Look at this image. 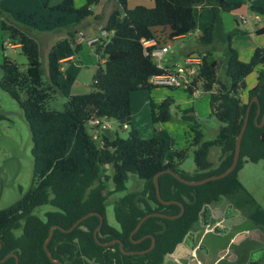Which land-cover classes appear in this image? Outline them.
Masks as SVG:
<instances>
[{
	"label": "trees",
	"instance_id": "trees-1",
	"mask_svg": "<svg viewBox=\"0 0 264 264\" xmlns=\"http://www.w3.org/2000/svg\"><path fill=\"white\" fill-rule=\"evenodd\" d=\"M98 1L85 0L79 8L74 7V0H61L52 6L45 3L52 10L75 14V23L70 25L73 28L65 36L67 41L53 43L47 52L46 80L42 79L40 41L31 33L36 26L34 14H23V19L29 20L17 22L11 18L12 9L0 8L1 29L8 31L12 44L19 45L28 64L23 72L15 62L5 57L0 65L3 70L0 88L17 101L22 111L32 139L33 159L30 188L15 203L0 209V264H15L12 255L1 261L9 253L17 254L18 264H57L49 259L43 247L49 227L58 224L68 228L80 216L91 211L103 217L97 231L100 242L116 238L124 250H145L153 236L154 247L142 254H124L117 242L99 244L94 238V229L100 219L92 214L72 231L53 229L47 244L53 258L63 264H162L166 255L171 254L191 231L203 207L220 198H225L234 210L243 215L247 222L243 229L257 224L252 214L258 208V202L242 184L238 172L245 162L264 161V122L258 125L264 113V48L256 47L250 58L242 61L231 46L232 36L242 31L225 32L221 12L236 10L240 3L232 0H154L152 7L137 5L128 8L127 0H115L116 8L101 28L110 33L109 37L101 38L100 42L91 46L103 63L98 64L93 75V90L69 95L63 111L48 109L47 100L60 90L61 59L75 55L81 48V41L76 40L80 33L74 26L92 14L91 6ZM198 4L211 5L213 10L210 24L198 36L199 43L209 46L226 41L225 73L228 85L220 83L218 62L210 59L213 54L209 50L198 54L202 63L199 78L195 79L208 93L210 113L220 126L213 139L204 140L201 124L193 110L184 109L181 117L188 122L186 136L189 140L186 146L173 149L165 161V153L170 149L167 140L156 134L141 138L133 127L130 95L135 90L157 87L149 85V77L168 67H160L150 52L193 31L196 27L194 6ZM250 7L263 13L260 6ZM101 29L96 35L99 36ZM259 31H264V28ZM149 39H153L154 43L145 46L144 41ZM253 71H256V84L247 90V100L244 101L245 78ZM20 92L25 94L23 100L20 99ZM185 92L191 96L193 89H185ZM254 96L258 103L253 101L250 106L235 169L222 178L199 185L185 184L167 172L160 174L157 181L161 197L181 202L184 211L174 219L150 216L130 235L139 219L147 213L176 215L180 211L178 204H163L158 200L153 183L157 172L170 168L186 179L199 180L219 174L230 165L236 137ZM173 103L171 97L158 103L151 102L152 122L169 121ZM258 105L260 112L257 114ZM6 117V111L0 106V121ZM91 118H112L123 127L129 126L130 130L126 138L103 137L98 145L85 130ZM71 134L88 153L84 167L67 155ZM213 147L220 150L217 163L208 159ZM190 149L195 163L191 172L181 168ZM106 166L113 169V189L108 194L124 192L129 174H136L143 180L140 191L125 192L113 202L118 228L108 224L105 216L108 197L105 190L109 178L105 173ZM44 204L51 205L53 209L41 218L35 214V209ZM260 252L264 254V248Z\"/></svg>",
	"mask_w": 264,
	"mask_h": 264
},
{
	"label": "rangeland",
	"instance_id": "rangeland-1",
	"mask_svg": "<svg viewBox=\"0 0 264 264\" xmlns=\"http://www.w3.org/2000/svg\"><path fill=\"white\" fill-rule=\"evenodd\" d=\"M61 0H0V8L5 9L1 5H8L12 9L11 18L17 22H24L23 14H34L33 21L36 24L31 29V33L35 35L40 41L41 45V63H42V79H47V52L51 45L56 42L67 41L66 33L70 28L66 23L75 22V14H64L57 10H52L49 6L56 5ZM104 1V0H103ZM135 1L145 2L146 0H127L130 4ZM245 3L246 0H240ZM109 2V1H108ZM85 0H74V7L79 8L83 6ZM110 3V2H109ZM96 5V4H95ZM92 5L91 7H93ZM101 9V5L93 7V13L96 15ZM122 13V12H121ZM1 22V16H0ZM99 19H91L89 23L84 25L89 28L94 24V28H97ZM61 23L64 27H58ZM92 28V27H90ZM195 30L191 31L183 39L172 41L170 46V52L165 56L171 60H177L183 63V52L180 47L185 42V49L200 48L195 50L198 55L200 53L207 52L208 50L213 54L210 59L217 60L218 62V77L220 83L225 86L228 85L229 79L225 73V52L226 41L215 42L205 48L199 43L198 38L195 35ZM201 33V31H200ZM84 37L79 36L81 42L84 41ZM88 47H91L83 42ZM85 47L84 48H88ZM92 48V47H91ZM88 51H84L86 55ZM90 56L93 57V63L81 62L80 55L75 58L77 60L73 62L62 63V75L60 77V90L46 102V108L51 110L63 111L65 109V103L67 97L71 94H85L93 90L92 78L98 64L103 65L102 61L96 56L93 49L90 51ZM10 59L15 62L21 71L25 72L27 69V60L25 55L21 52L20 47H14L10 41L9 33L6 30L1 29L0 25V65L3 63L4 58ZM79 59V60H78ZM163 62V60H162ZM256 71L248 75L246 84L248 87L255 83ZM3 70L0 67V79L2 78ZM200 85V84H199ZM166 97H171L174 100L171 106L172 118L164 123H153L150 116V103H158ZM25 94L20 92V99H24ZM147 102L144 104V100ZM131 110H132V125L138 131L141 138H149L153 134L164 137L170 147L181 148L186 146L189 138H186V132L188 131V122L183 120L181 115L184 109L193 110V114L201 124V129L204 133V140L213 139L220 126V122L210 113L209 107V95L206 93L201 85L198 87V91L194 92L191 96H188L184 89H169L166 87H155L150 90L141 89L131 92ZM0 106L1 109L6 111L7 117L0 121V209L6 208L15 203L22 195H24L31 186L32 183V170L33 159L31 155L32 139L29 131V127L24 120L23 114L19 105L15 99L10 97L6 92L0 88ZM103 123L105 127H94L89 122L85 125L86 131L89 132L92 140L95 144H100L103 137L110 139L116 136L120 138H126L130 130L129 126H121L115 119H104ZM92 131V133H91ZM95 136V138H94ZM219 148L213 147L208 154V159L217 163ZM172 152L171 148L165 153V156ZM67 155L73 157L80 167H84L87 163L88 153L80 145L76 137L71 134L68 139ZM181 168L186 171H193L195 163L193 160V151L189 150L188 156L181 164ZM240 181L254 196H259L262 200L261 212L264 215V161L259 162H245L240 171ZM106 175L109 176L106 181L105 194L108 195L106 202L105 216L107 223L116 228L119 224L116 222L113 213V202L128 191H140L143 187V180L136 174H129L125 183L126 190L124 192H113L108 194L113 189L111 166H106ZM239 176V175H238ZM219 205H224L226 200L220 198ZM53 207L49 204H44L36 207L35 214L43 218L45 212L52 210ZM199 223H201L199 221ZM199 223H195V229L199 226ZM243 225L246 221L242 222ZM242 228L241 224H237L232 227L231 235ZM203 245L206 251L210 255L218 253L219 246L223 243L224 238L219 236L218 233L212 231L204 232ZM238 246H244L247 244V238L240 239L237 243ZM235 247V246H234ZM215 258V257H214ZM212 258V260L214 259ZM211 260V261H212ZM186 262V261H185ZM162 264H175V261L166 256ZM178 264V263H176Z\"/></svg>",
	"mask_w": 264,
	"mask_h": 264
},
{
	"label": "crops",
	"instance_id": "crops-1",
	"mask_svg": "<svg viewBox=\"0 0 264 264\" xmlns=\"http://www.w3.org/2000/svg\"><path fill=\"white\" fill-rule=\"evenodd\" d=\"M232 1L239 2L240 7L237 8L236 10H233L230 12H221L222 26H223V29L225 32H229L231 30L242 31V32H238L232 36L231 46L234 49H236L238 56L242 61H247L250 58V56L252 55V52L256 47L264 48V31H261V32L259 31L260 29L264 28V0H246L245 3H242L240 0H232ZM153 4H154V0H146V3L135 1L132 4L127 2V7L133 8L137 5H144L146 7H152ZM1 5L3 7L6 6V8H9V7H7L8 5H3L2 3H1ZM100 5H101V9L99 10V12L96 15H94L93 7L98 8ZM251 5L262 7L263 13H259L255 10H252L250 7ZM93 7H91L92 14L89 15L88 17L82 19L79 23H77L74 26L76 28V31H78V33H80V35L82 37H84L85 39L96 36L99 29H101L105 25L109 14L112 12V10L114 8H116V3H115V0H104V1L99 0L98 3L96 5L94 4ZM194 15H195V20H196V27L194 30L196 31L195 35L198 38V36L200 35V31L202 32V30L205 27H207L212 20V17H213L212 6L211 5H204V4L195 5L194 6ZM95 16L97 19L100 20V22H98V24H97V28H94V24L92 26H89V28H87L84 24L89 23L91 21V19L94 18ZM243 19H245V22L243 21ZM74 23H72V22L66 23L65 22L64 26H66V25L70 26ZM58 27H62L61 23H59ZM90 27H92V28H90ZM159 31L160 30L158 29V32ZM164 32H167V30H165ZM186 35H183V36H180V37L174 39L173 42L175 40L185 38ZM162 37H163V35H162ZM76 40L79 41V36L76 37ZM83 42H85V40ZM83 42H81V48L76 53V57H78L80 55L81 62L93 63L92 62L93 57L90 56V51H92V48L86 46L85 44H82ZM171 42L172 41L167 42L166 45L169 46V50L164 53L163 59H162L163 60L162 66L168 67V69H172L174 66L181 64V62H179L177 60H171L170 58L165 57L170 52ZM12 45L14 47H19L18 44H12ZM185 45H186V43L184 42L183 45L180 47V50H182V52H183L182 58H185L189 55H193L194 53H196L195 50H200V48H201V47L200 48L199 47L198 48L189 47V49H185ZM84 46L88 47V48H84ZM202 47L205 48L207 46L202 45ZM84 51H88V53L85 55ZM74 58H75L74 54L68 55L67 57L61 59V63L73 62V61H75ZM256 70H257V68H256ZM255 76H256V73H255ZM247 77H248V75L245 78V82H246ZM255 84H256V81H255V83H252V85L250 87H248L246 84V88L242 92V98L244 101L247 100V90L250 89L251 87H253ZM199 86L200 85L198 84L197 88L195 90H193V94H194V92L198 91ZM176 89H180V88H176ZM184 91H185V89H184ZM130 100H131V95H130ZM145 102H147V99L144 100V104H145ZM130 103H131V101H130ZM149 107H150V105H149ZM162 123H164V122H162ZM85 130H86V128H85ZM87 133L89 134V132H87ZM91 133H92V131H91ZM186 138H187V136H186ZM100 144H101V142H100ZM170 148H171V150L175 149L173 147H170ZM169 156H170V154L167 156H164V160L167 161ZM241 169L238 172V175H239L238 177H240ZM253 197L258 202V208L252 214V218L254 219V221H256L257 224L256 225H249L248 229L249 230L250 229L258 230L260 233L259 237L262 238V240L264 241V215L262 214V212L260 210L262 200L260 199L259 196H256V195H254ZM242 229H243V227L240 230H242ZM166 256L171 257L175 261V264L178 263V261L182 262V258L177 259V256H174L173 254L166 255ZM256 264H264V255L259 261L256 262Z\"/></svg>",
	"mask_w": 264,
	"mask_h": 264
},
{
	"label": "flooded vegetation",
	"instance_id": "flooded-vegetation-1",
	"mask_svg": "<svg viewBox=\"0 0 264 264\" xmlns=\"http://www.w3.org/2000/svg\"><path fill=\"white\" fill-rule=\"evenodd\" d=\"M217 201L205 205L207 211L202 216V209L200 217L197 220L198 223L199 221L201 223H199V226L196 229V226L194 227V224L191 231L183 239L182 242H184L186 245H189L191 241L194 242L196 248H194V250L190 255H188V257L177 256V259L182 258V262L178 261V264H191L193 258L197 260L198 264H256V262L263 257L264 254L260 251H262V249L264 248V241L259 236H255L253 238H250L248 236L245 237L247 238V244H245L244 246H238L233 242V238L239 232L245 230L247 231L249 229L238 230L233 235H231L232 227L237 225L238 223L243 226L242 222L245 221V219H242L240 222L230 225V221L234 220L236 216H239L241 214L238 211L234 210L232 205L227 200L224 205H219ZM206 231L218 233L219 236L224 238L223 243L221 244V246H219L218 253L214 255H210L203 245L204 242L202 236ZM191 233H193V237L190 235ZM171 254H173V252ZM212 258L214 259L212 260Z\"/></svg>",
	"mask_w": 264,
	"mask_h": 264
},
{
	"label": "water",
	"instance_id": "water-1",
	"mask_svg": "<svg viewBox=\"0 0 264 264\" xmlns=\"http://www.w3.org/2000/svg\"><path fill=\"white\" fill-rule=\"evenodd\" d=\"M255 101L256 103H258V99L256 96L253 97V99L249 102L248 104V107H247V111H246V116H245V119L243 121V124L240 128V131L236 137V141H235V149H234V154H233V158H232V161L230 163V165L221 173L219 174H214V175H210V176H207L205 178H202V179H199V180H190V179H186L182 176H180L177 172H175L174 170L170 169V168H166V169H163L159 172H157L154 177H153V183H154V186H155V191H156V196L158 198V200L163 203V204H170V203H176L180 206V211L179 213H177L176 215H168V214H165L163 212H150V213H147L145 214L144 216H142L139 221L137 222L136 226L134 227V229L132 230L131 234L132 235L133 233H135L139 227L141 226V224L143 223V221L145 219H147L148 217L150 216H160V217H163V218H169V219H174V218H177L179 216L182 215L183 211H184V206L181 202L179 201H176V200H164L161 195H160V190H159V184H158V177L160 174L162 173H169L171 175H173L174 177H176L178 180H180L181 182L185 183V184H188V185H199V184H202V183H205L207 181H210V180H215V179H219V178H222L226 175H228L229 173H231L237 163H238V159H239V154H240V146H241V139H242V136L244 134V131H245V128H246V125H247V122H248V116H249V109H250V106L252 104V102ZM260 112V108H259V105H258V109H257V114ZM264 122V113L262 115V120L261 122L258 124L259 126H261ZM207 211V208L206 206L203 208V211L201 213V215L203 216L205 214V212ZM92 214H96L99 216V224L98 226L94 229V238L95 240L101 244V245H110L112 243H118L119 244V249L121 250L122 253L124 254H136V253H145L149 250H151L153 247H154V244H155V239L154 237H152V242H151V245L145 249V250H124L123 247H122V243L119 241V239H112L110 241H107V242H100L97 238V231L98 229L100 228V226L102 225V222H103V217L97 213V212H88L82 216H80L77 220H75L70 227L68 228H64L58 224H52L50 227H49V230H48V235L43 243V247L45 249V252L46 254L48 255L49 259L54 262V263H57V264H63V262L59 261V260H56L55 258H53V256L51 255L50 251L48 250L47 248V244L48 242L50 241L51 237H52V232H53V229L54 228H58L60 229L61 231H64V232H69V231H72L81 221H83L84 219H86L88 216L92 215ZM242 219H244V217L242 215H239V216H236V218L234 220H231L230 221V225L233 224V223H238L240 222ZM226 225V223H225ZM216 229V227H215ZM259 231L256 230V229H251V230H247V231H242V232H239L234 238H233V242L234 243H237L240 239H243L245 237H250V238H253L255 236H259ZM192 237H193V233L190 234ZM135 241H139V240H135ZM194 248H196V245L194 244V242H190L189 245H186L184 242H181L179 243L176 247H175V250L173 251V255L174 256H184V257H188V255H190L192 253V251L194 250ZM14 256L15 257V264H18V256L17 254L15 253H9L7 255H5L1 261L5 260L8 256ZM191 264H198L197 260L195 258H193Z\"/></svg>",
	"mask_w": 264,
	"mask_h": 264
},
{
	"label": "built area",
	"instance_id": "built-area-1",
	"mask_svg": "<svg viewBox=\"0 0 264 264\" xmlns=\"http://www.w3.org/2000/svg\"><path fill=\"white\" fill-rule=\"evenodd\" d=\"M245 22V19H243ZM110 33L104 29H101L99 36H93L86 39V43L89 46H93L96 42H100L101 38L109 37ZM154 43L153 39L145 40L144 45L149 46ZM169 50V46L162 45L157 46L151 50L150 55L157 62V64L162 67V59L165 52ZM202 63V57L200 55H189L184 58L182 64L174 66L172 69H166L165 71L154 74L149 77L148 83L151 86L157 87H167V88H183L189 89L192 88L195 90L200 84L199 80V67ZM89 123L95 127H105L103 120L99 118H91ZM95 138V136H94Z\"/></svg>",
	"mask_w": 264,
	"mask_h": 264
}]
</instances>
